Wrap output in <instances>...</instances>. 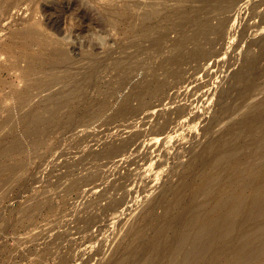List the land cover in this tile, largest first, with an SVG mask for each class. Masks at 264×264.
<instances>
[{
    "label": "rangeland",
    "instance_id": "374dc122",
    "mask_svg": "<svg viewBox=\"0 0 264 264\" xmlns=\"http://www.w3.org/2000/svg\"><path fill=\"white\" fill-rule=\"evenodd\" d=\"M263 100L264 0H0V264H156L138 257L160 222L212 207L242 150L263 164ZM240 215L200 264L256 230Z\"/></svg>",
    "mask_w": 264,
    "mask_h": 264
},
{
    "label": "bare ground",
    "instance_id": "6f19581e",
    "mask_svg": "<svg viewBox=\"0 0 264 264\" xmlns=\"http://www.w3.org/2000/svg\"><path fill=\"white\" fill-rule=\"evenodd\" d=\"M7 1V0H6ZM220 7H224V8H228V7H230V6H234L238 1H241V0H214ZM11 2V1H10ZM9 2V3H10ZM11 3H14V2H11ZM10 3V5H13V4H11ZM10 5H8V6H10ZM16 6V5H15ZM10 8V7H9ZM8 9V8H7ZM6 9V10H7ZM9 10V9H8ZM57 87V86H56ZM55 86H54V89L53 90H55V88H56ZM58 88V87H57ZM262 100V99H261ZM259 101V100H258ZM2 101H0V103H1ZM262 102V101H261ZM263 102H264V100H263ZM262 102V103H263ZM19 103L21 104V105H23V106H26L27 107V105H29V104H26L25 105V103H27L26 101H24V99H20L19 100ZM261 103V104H262ZM2 104V103H1ZM255 104V106H254V108L255 107H257L256 106V103H254ZM253 104V105H254ZM19 105V104H18ZM259 105H260V102H259ZM1 106V105H0ZM251 106V105H250ZM262 106H264L263 104H262ZM22 107V106H21ZM252 107V106H251ZM261 107V106H260ZM2 107H0V109H1ZM252 108H250L249 110H251ZM260 109V108H259ZM258 109V110H259ZM3 110V109H2ZM257 110V109H256ZM255 110V111H256ZM263 110V109H262ZM253 112H254V110H252ZM261 111V110H260ZM259 111V112H260ZM247 112H249V111H247ZM251 112V111H250ZM258 112V113H259ZM34 114H33V122L35 121L36 123H38V122H41V121H44L45 119H46V117H45V114H43V112L40 110V109H37V110H35L34 112H33ZM250 116V115H249ZM259 116V115H258ZM263 116V115H262ZM50 119H52V118H54V116H52V114H50ZM243 118H245V117H243ZM243 120V119H242ZM245 120V119H244ZM248 120V119H247ZM258 120V119H257ZM249 121V120H248ZM252 121H253V123H254V121L255 120H253L252 119ZM259 121V120H258ZM262 121H264V120H262ZM261 121V122H262ZM34 122V123H35ZM245 122V121H244ZM246 123V122H245ZM258 123V122H257ZM242 124H243V122H242ZM248 124H249V122H248ZM247 124V125H248ZM236 125V124H235ZM241 125V124H240ZM239 125V126H240ZM254 125V124H253ZM250 126V125H249ZM263 126V125H262ZM252 127V126H251ZM241 128H242V126H241ZM254 128V127H253ZM260 128H261V124H260ZM259 128V129H260ZM263 128V127H262ZM257 129H258V127H257ZM264 129V128H263ZM233 130V129H232ZM237 130V129H236ZM249 130H250V128H249ZM254 131H255V129H254ZM263 131V130H262ZM241 132V133H240ZM247 132V131H246ZM251 132V131H250ZM233 133V132H232ZM232 133H231V135H232ZM236 133V132H235ZM234 133V134H235ZM239 134H243V132L239 129V132H238ZM249 133V132H248ZM254 133V132H253ZM260 133H263V132H261L260 131ZM237 134V133H236ZM238 134V135H239ZM251 134H252V132H251ZM250 134V135H251ZM228 136H229V132H228ZM243 136V135H242ZM262 136V135H261ZM232 136H230V137H228V141H230V139H232L231 141H233L234 139L233 138H231ZM233 137H235L234 135H233ZM239 137H241V136H237V138L235 139V140H238V138ZM243 138V137H242ZM241 138V139H242ZM261 138H263V137H261ZM240 139V138H239ZM254 139H257V138H254ZM258 139H259V137H258ZM264 139V138H263ZM262 139V140H263ZM251 140V139H250ZM253 140V139H252ZM260 140V139H259ZM259 140H258V142H256L255 140V146L257 147V151H258V149H259ZM227 141V142H228ZM230 141V142H231ZM253 141V142H254ZM262 142V141H261ZM260 142V143H261ZM264 142V141H263ZM154 144H155V142H153ZM223 144H224V142H222ZM231 143H233V142H231ZM236 143V142H235ZM234 143V144H235ZM238 143V142H237ZM258 143V144H257ZM221 144V143H220ZM229 143H227V145H228ZM239 144H241V143H239ZM254 144V143H253ZM253 144H251L252 146H254ZM150 145V144H149ZM219 145V144H218ZM226 144H225V146H227ZM230 145H233V144H230ZM229 145V146H230ZM242 145H244V144H242ZM241 145V146H242ZM264 145V143H262V146ZM153 146V145H152ZM155 146H157V145H155ZM236 146V145H235ZM233 147V148H235L236 149V147ZM221 147V149H225L226 147H222V146H219V148ZM231 147V146H230ZM229 147V148H230ZM218 148V147H217ZM217 148L215 149V150H217ZM219 148H218V152L220 151L219 150ZM228 148V147H227ZM228 148V149H229ZM232 148V147H231ZM238 148V147H237ZM242 148H243V146H242ZM254 148V147H253ZM264 148V147H263ZM119 149V147H117V148H114V147H111L110 148V151H109V153H112L113 151H117ZM227 149V150H228ZM234 149V150H235ZM111 150H112V152H111ZM230 150H232V149H230ZM229 150V151H230ZM234 150L233 151H230V152H234ZM239 152L238 153H240V145H239ZM253 150V149H252ZM251 150V151H252ZM255 150V152H256V149H254ZM253 150V151H254ZM260 150L261 151H263L261 148H260ZM223 150H221L220 151V153L218 154V155H224V151L222 152ZM260 151V152H261ZM218 152H216V153H218ZM221 152H222V154H221ZM242 152V154H244L243 152H245L246 153V151H241ZM255 152H252V153H254V155L256 154L257 155V153H255ZM113 153H115V152H113ZM215 153V154H216ZM225 153H226V151H225ZM251 153V154H252ZM263 153V152H262ZM226 154H229V153H226ZM225 154V155H226ZM233 154H236V153H233ZM233 154H230L231 155V157H232V155ZM241 154V153H240ZM242 154H241V156H242ZM247 154V153H246ZM246 154H244V156L246 157ZM250 154V155H251ZM259 154V156H260V154L261 153H258ZM110 155V154H109ZM218 155H216V156H218ZM237 155H239V154H236V156ZM262 155V154H261ZM264 155V154H263ZM221 156L219 157V159L221 158ZM240 156V155H239ZM238 156V157H239ZM240 156V157H241ZM247 156H248V154H247ZM258 156V155H257ZM256 156V157H257ZM215 157V156H214ZM225 157V156H224ZM223 156H222V158H224ZM234 157V156H233ZM238 157H236V158H238ZM238 158V159H234V161H229V163L225 160L224 161V163H223V161L222 162H220V163H223L224 165L226 164L225 162H227V164H228V168H223V170H225L224 171V174L226 173L227 174V178L226 177H224V178H226L227 180H228V185H227V189H228V186H229V189L227 190H224L223 189V187H221V188H216L215 186L218 184V186L220 185V184H222V183H220L218 180H216V183L217 184H215V182H214V184H215V186H214V184H213V188H216V192H214L213 190H215V189H213L212 191L214 192V194L212 193V191H210L211 193H212V198H210V199H212L214 202V204H213V206L212 207H210L209 209H207V207H205V203L204 202H202V203H204L205 205H200L199 204V202L200 201H198V199H196L197 201H198V203H197V201H196V204H194L193 202H194V200L191 202H189V203H193V204H189V206H183L182 207V209H183V214L182 215H180V217L179 218H177V217H173V216H177V214H180V213H178V211H177V214H175L174 215V213H173V216L171 215V213H170V211H172L171 209V207L172 206H169L167 209H166V207H165V214H167V216H168V214L170 213V217L172 216V218L171 219H169L168 220V218H167V220L166 221H164L165 223H162V224H160L159 223V225L157 226V228H156V237H155V239L152 241V242H148L147 243V245H146V250L144 251V248L142 249V248H140V249H142L141 250V254H140V256L138 257V258H140L141 259V261L142 260H146L147 262H148V260H149V262L150 263H152V262H154L155 260H158L159 259V261L156 263V264H189V262H192L191 264H200L201 262H202V260L205 258L204 257V254H206V256H207V254H212V256L213 255H215L216 253H215V245H217V243H219V244H222L226 239H228V238H232L233 237V235H234V230L235 229H237V228H239V227H244V222L246 221L245 219H247V217L245 218L244 217V213H245V215H247L249 218L250 217H254V218H256V217H258V216H261L260 214L262 213L263 214V212H264V162L263 161H261V163H263L261 166L260 165H258V167H253L251 164L250 165H248V164H246V162H249L247 159H246V161H244L245 160V158ZM255 156H253V157H251V158H254ZM264 157V156H263ZM226 158V157H225ZM227 158H229V160H230V156H228ZM248 158V157H247ZM261 158H262V156H261ZM214 159H216V158H214ZM233 159V158H232ZM249 160H251L250 158H248ZM257 159H259V158H256V160H255V162L254 163H256V161H258ZM222 160V159H221ZM224 160V159H223ZM228 160V159H227ZM262 160H263V158H262ZM211 161H213V159H211ZM217 161H220V160H216V161H214V162H217ZM252 162H253V159H252ZM251 162V163H252ZM258 163H259V161H258ZM209 164H210V162H209ZM218 164V163H217ZM222 164V165H223ZM208 165V164H207ZM211 165V164H210ZM215 165V164H214ZM219 165H221V164H218V166ZM224 165L222 166V167H224ZM256 166H257V164H255ZM213 166V165H212ZM218 166H214L213 168H216V167H218ZM226 166V165H225ZM260 166V167H259ZM204 167H207V166H204ZM221 167V168H222ZM210 168V167H209ZM213 168H212V170H213ZM143 169V168H142ZM142 169H141V171H142ZM205 169V168H204ZM145 170V169H144ZM209 170V169H208ZM217 170V169H216ZM216 170L215 171H212V172H215V174L217 173L216 172ZM220 170V169H219ZM222 170V169H221ZM222 170V171H223ZM204 171H206L207 173H208V175H212V174H214V173H212V172H210V174H209V171H207L206 169L204 170ZM204 171H202V172H204ZM218 171V170H217ZM143 172V171H142ZM147 172V171H146ZM205 172V173H206ZM219 172V171H218ZM149 173V172H148ZM259 173V174H258ZM147 174V173H146ZM149 174H151V171H150V173ZM215 174L214 175H212V176H215ZM220 174V173H219ZM257 174H258V177L259 178H256L257 177ZM145 175V174H144ZM200 176H201V174H199ZM205 175V174H204ZM208 175H206V176H208ZM256 175V176H255ZM260 175V176H259ZM148 175H146L144 178H148L147 177ZM212 176H211V178H212ZM221 176L223 177V175L221 174L220 175V178H218L219 180L220 179H223V178H221ZM225 176V175H224ZM141 177V176H140ZM142 177H143V173H142ZM218 177H219V175H218ZM144 178H142V180L144 179ZM199 178V177H198ZM201 178V180H202V182H203V180H204V178H205V176L203 177V175H202V177H200ZM199 178V179H200ZM203 178V179H202ZM210 177H208V179H209ZM211 178H210V180H208L207 179V177L205 178V181H204V184L202 183V185H208L209 184V181H214V179L212 178V180H211ZM214 178H217V177H214ZM193 179V178H192ZM196 179V178H195ZM194 179V180H195ZM226 179H224V180H226ZM145 180V179H144ZM192 181V180H191ZM183 182V181H182ZM193 182V181H192ZM191 182V183H192ZM196 182V181H195ZM220 184H219V183ZM223 182V181H222ZM190 183V184H191ZM224 184H226L225 183V181L223 182ZM181 184V183H180ZM184 184V183H183ZM189 184V183H188ZM189 184V185H190ZM192 185H193V183H192ZM198 185V184H197ZM201 184H200V186H202ZM210 185V184H209ZM188 186V185H187ZM211 186H212V183H211ZM211 186H207V188L208 187H211ZM224 186V185H223ZM189 187V186H188ZM194 187H196V185L194 186ZM206 187V186H205ZM182 188H184V187H182ZM201 188V187H200ZM200 188H199V186H198V189L200 190ZM207 188H205V189H207ZM204 189V188H203ZM204 189V190H205ZM209 189V188H208ZM211 189V188H210ZM218 189V190H217ZM197 190V189H196ZM202 190V189H201ZM193 192H194V190H193ZM192 192V193H193ZM206 192H208V191H206ZM205 192V195L207 194ZM176 193V192H175ZM180 193H181V191H180ZM185 193V192H184ZM199 193V192H198ZM201 193V192H200ZM199 193V194H200ZM202 193H203V191H202ZM202 193L200 194V195H202ZM181 194H183V193H181ZM196 194V197H199V196H197V192L195 193ZM204 194V193H203ZM178 195H180L179 193H178ZM184 195V194H183ZM182 195V196H183ZM209 195H210V193H209ZM176 196V195H175ZM193 196H194V193H193ZM192 195H191V197H193ZM202 196H204V195H202ZM207 196V195H206ZM206 196H205V198H206ZM164 197V196H163ZM185 197V196H184ZM190 197V198H191ZM195 197V198H196ZM211 197V196H210ZM166 198V197H165ZM181 198V197H180ZM186 198V197H185ZM184 198V199H185ZM187 198H189L188 196H187ZM189 198V199H190ZM163 199V198H162ZM177 199V198H176ZM178 199H179V197H178ZM181 199H183V198H181ZM188 199V200H189ZM201 199V198H200ZM207 199V198H206ZM209 199V198H208ZM175 200V199H174ZM186 200V199H185ZM121 201H122V199H121ZM163 201H164V199H163ZM179 201V200H178ZM181 201H183L184 202V200H181ZM201 201H203V199H201ZM186 202V201H185ZM184 202V203H185ZM118 203H123V202H120V201H118ZM172 203V202H171ZM175 203V202H174ZM173 203V204H174ZM178 203V202H177ZM181 203V202H180ZM201 203V204H202ZM161 204H162V201H161ZM169 204V203H168ZM176 204V203H175ZM175 204H174V206H175ZM179 204V203H178ZM185 204H187V203H185ZM197 204H199V205H197ZM177 205V204H176ZM182 204H180L179 206H181ZM188 205V204H187ZM207 206V205H206ZM178 206H176V207H174V209L175 208H177ZM168 210V211H167ZM174 211V210H173ZM180 211V210H179ZM151 215H152V213H153V211L151 212H149ZM240 214H243V219L245 220L244 222H242V225L243 226H241V224H240V221H242V219L241 218H238V215H240ZM264 215V214H263ZM240 216H242V215H240ZM262 217V216H261ZM176 218V219H175ZM252 218H250V220L252 219ZM254 218H253V220H254ZM239 219H241V220H239ZM260 219V218H259ZM262 219H263V217H262ZM262 219H260V220H258L259 222L261 221H264V220H262ZM164 220V219H163ZM252 220V222L254 223V221H256V220H254L253 221ZM258 221H256V223L258 224V226H255V228H256V230H257V232L259 233L258 235H256V234H254V235H256V237L255 236H253L251 233L253 232V231H256V230H253L252 232L251 231H249V228H248V231L247 230H243V231H241V233L239 234V238H240V241H241V243L239 244L238 242V246L236 245V247L237 248H235V246H234V248L235 249H233V250H231L230 249V252L232 251V253H231V259H228L227 260V258H226V256H227V254H228V251L227 252H224V253H222L221 254V257L220 258H222V260L220 261L219 259H216L217 260V262H218V260L220 261V262H216L215 264H256L255 262L256 261H258L259 263H261L260 261H261V259H259V257H257L256 258V256H258L257 255V250H258V248H257V245H259L260 243H262V244H264V225H263V227H262V225L261 224H264L263 222L262 223H258ZM252 222H251V225H253L252 224ZM246 223V222H245ZM256 224V225H257ZM246 226V225H245ZM170 227H172V230L173 229H175V230H178L179 232L176 234L175 233V235H173V236H171L170 237V239H168V241L167 240H165V234L166 233H168V232H166L167 230H171V229H169ZM237 227V228H236ZM253 228V227H252ZM255 228H253V229H255ZM140 229H142V228H140ZM245 229H246V227H245ZM251 229V228H250ZM139 230V229H138ZM155 230V229H154ZM252 230V229H251ZM142 231L144 232V230H139L138 231V233H140L141 232V234H142ZM174 231V230H173ZM174 233V232H173ZM144 234V233H143ZM142 234V235H143ZM233 234V235H232ZM136 235V234H135ZM155 235V232H154V234H153V236ZM139 236H141L140 234H139ZM138 236V238H140ZM168 236H170V235H167L166 237H168ZM142 237V236H141ZM173 237V239H171ZM137 238V237H136ZM225 239V240H224ZM141 240V239H140ZM152 240V239H151ZM171 240V241H170ZM222 240H224L222 243H220V241H222ZM239 240V239H238ZM133 241V240H132ZM131 241V242H132ZM135 242V241H134ZM137 242V241H136ZM140 242V241H139ZM144 242V241H143ZM142 242V243H143ZM226 242V241H225ZM224 242V243H225ZM132 244V243H131ZM140 244H141V242H140ZM252 244V245H251ZM135 245V244H134ZM144 245V244H143ZM223 245H225V244H223ZM219 246V245H218ZM220 246H222V245H220ZM219 246V247H220ZM132 247V246H131ZM218 247V248H219ZM223 247V246H222ZM260 247V246H259ZM221 248V247H220ZM225 248H229L228 247V245L226 246L225 245ZM231 248V247H230ZM140 249H138V250H140ZM182 249H184L185 250V257L183 258V256L181 257V258H178L177 257V254L180 252V250H181V252H183V250ZM212 249H214L213 251H214V253H212L211 252V250ZM222 249V248H221ZM252 249V250H251ZM133 250H135V249H133ZM263 250V249H262ZM262 250H260L261 251V253H262ZM179 251V252H178ZM206 251V252H205ZM218 252L219 251H221L220 249L219 250H217ZM223 251H226V250H223L222 249V252ZM129 252V251H128ZM135 252H137V255H138V251H137V249H136V251ZM134 252V253H135ZM229 252V253H230ZM259 252V251H258ZM133 253V254H134ZM227 253V254H226ZM127 254V253H126ZM131 254H132V251H131ZM136 254V253H135ZM183 254V253H182ZM219 254L220 253H218V256H219ZM130 255V254H129ZM180 255H181V253H180ZM180 255H178V256H180ZM217 255V254H216ZM226 255V256H225ZM230 255V254H229ZM134 256H136V255H134ZM223 256V257H222ZM247 257V259H245ZM130 258V257H129ZM132 258V257H131ZM224 258V259H223ZM226 258V259H225ZM230 258V257H229ZM263 258V257H262ZM123 259V256H121L120 258H119V260H115V262H116V264H121V262L123 261L124 262V260H122ZM124 259H128V257L126 256V257H124ZM244 259V260H243ZM258 259V260H257ZM216 260H214V261H216ZM126 261V260H125ZM134 261H136V260H134ZM138 261H140V260H138ZM204 261V260H203ZM147 262H145V263H147ZM148 262V263H149ZM257 262V264H259ZM263 262V261H262ZM214 263V262H213ZM133 264V263H132Z\"/></svg>",
    "mask_w": 264,
    "mask_h": 264
}]
</instances>
